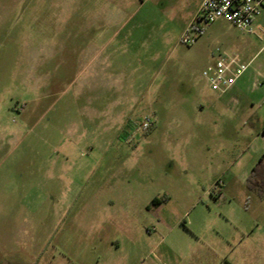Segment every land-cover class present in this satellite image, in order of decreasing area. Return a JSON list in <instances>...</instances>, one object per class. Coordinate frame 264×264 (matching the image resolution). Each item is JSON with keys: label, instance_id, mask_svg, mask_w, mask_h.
Masks as SVG:
<instances>
[{"label": "rangeland", "instance_id": "rangeland-1", "mask_svg": "<svg viewBox=\"0 0 264 264\" xmlns=\"http://www.w3.org/2000/svg\"><path fill=\"white\" fill-rule=\"evenodd\" d=\"M202 2L0 0V264H264V32L187 45ZM217 48L241 88L202 76Z\"/></svg>", "mask_w": 264, "mask_h": 264}, {"label": "built area", "instance_id": "built-area-1", "mask_svg": "<svg viewBox=\"0 0 264 264\" xmlns=\"http://www.w3.org/2000/svg\"><path fill=\"white\" fill-rule=\"evenodd\" d=\"M263 10L264 0H203L196 19L184 32L182 41L187 45L194 44L203 34L205 25L222 18L241 31L253 33L254 20ZM212 55L213 61L204 67L202 76L212 90L225 93L244 75L251 61L245 62L240 56L223 52L220 48L213 50ZM152 125L153 121L148 117L137 130H148Z\"/></svg>", "mask_w": 264, "mask_h": 264}, {"label": "crops", "instance_id": "crops-1", "mask_svg": "<svg viewBox=\"0 0 264 264\" xmlns=\"http://www.w3.org/2000/svg\"><path fill=\"white\" fill-rule=\"evenodd\" d=\"M255 23H257L258 26L264 31V10L261 13V15H259L258 17H256V19L254 20V24ZM112 40H113V37H110L106 41V44H110ZM119 43L121 44V46L118 49L121 50V52H123L124 54L125 53H129L132 50V48H130V47L127 46L130 43L129 42V38H124ZM130 57H132V56L130 55ZM133 57H135V56H133ZM212 61H213V57L210 58V59L208 58V61H207L206 66L208 64H210ZM244 76L245 75H243L230 90L241 88L244 85V83L246 82V80H247L246 77H244ZM193 89L194 88L192 86L191 89H190V91H192ZM156 198L162 200V202L160 204H154L153 203V200L155 199L154 198L152 200V204H154L156 206H160L163 203L164 200L162 198H159V197H156ZM163 223H167V222L165 220H163ZM214 245L215 246L213 247V249L216 252L217 251L216 250L217 249L216 246H219V245L218 244L216 245L215 243H214ZM207 246L210 247L209 244H207ZM198 247L200 248V250L198 252H201L202 246L201 245H198ZM118 249H119V251L121 250L120 252L123 251V254L120 257H118L119 259L118 258L117 259H115V258L114 259H111V260H109V262H110L109 263L108 262V258H106V256H105V264H158L156 262L158 260V257H157V255L154 252V248L153 249H150V250H147L144 254L141 253L140 247H138L136 245L130 246L128 248V250L125 247H122V246H118ZM227 263L233 264L230 261L227 262ZM244 263L245 264H252L251 262H248V261H245Z\"/></svg>", "mask_w": 264, "mask_h": 264}, {"label": "trees", "instance_id": "trees-1", "mask_svg": "<svg viewBox=\"0 0 264 264\" xmlns=\"http://www.w3.org/2000/svg\"><path fill=\"white\" fill-rule=\"evenodd\" d=\"M262 161V160H261ZM162 202V200H160V199H158V198H155L154 200H153V203L154 204H160Z\"/></svg>", "mask_w": 264, "mask_h": 264}]
</instances>
